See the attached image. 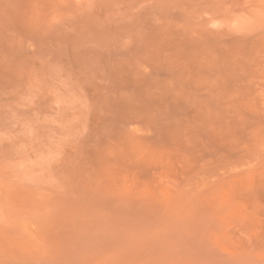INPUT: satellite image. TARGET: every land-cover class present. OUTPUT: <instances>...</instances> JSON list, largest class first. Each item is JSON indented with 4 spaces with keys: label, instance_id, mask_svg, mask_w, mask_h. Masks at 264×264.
I'll use <instances>...</instances> for the list:
<instances>
[{
    "label": "rangeland",
    "instance_id": "374dc122",
    "mask_svg": "<svg viewBox=\"0 0 264 264\" xmlns=\"http://www.w3.org/2000/svg\"><path fill=\"white\" fill-rule=\"evenodd\" d=\"M0 264H264V0H0Z\"/></svg>",
    "mask_w": 264,
    "mask_h": 264
}]
</instances>
